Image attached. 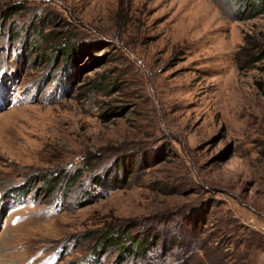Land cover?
<instances>
[{"label":"rangeland","instance_id":"374dc122","mask_svg":"<svg viewBox=\"0 0 264 264\" xmlns=\"http://www.w3.org/2000/svg\"><path fill=\"white\" fill-rule=\"evenodd\" d=\"M263 50L264 0H0V264H264Z\"/></svg>","mask_w":264,"mask_h":264},{"label":"trees","instance_id":"16d2710c","mask_svg":"<svg viewBox=\"0 0 264 264\" xmlns=\"http://www.w3.org/2000/svg\"><path fill=\"white\" fill-rule=\"evenodd\" d=\"M260 58V60H261V58H264V50L261 52V55L259 56ZM259 59H255V60H253V62H256V61H258ZM257 88H258V90L260 91V92H263L264 93V82H259V83H257ZM192 235H194L193 233H192V231L190 232V236H192ZM115 240V239H114ZM153 246V245H152ZM151 246V247H152ZM139 247H140V251L138 252V253H140V252H146L147 251V248H148V245L147 246H142V245H139ZM150 247V248H151ZM123 256V255H122Z\"/></svg>","mask_w":264,"mask_h":264},{"label":"built area","instance_id":"2783aa9c","mask_svg":"<svg viewBox=\"0 0 264 264\" xmlns=\"http://www.w3.org/2000/svg\"><path fill=\"white\" fill-rule=\"evenodd\" d=\"M139 251H140V247L138 246V247H137V252H139ZM131 255H132V256H131L132 258L135 257V253L131 252ZM125 256H126V254H125Z\"/></svg>","mask_w":264,"mask_h":264}]
</instances>
